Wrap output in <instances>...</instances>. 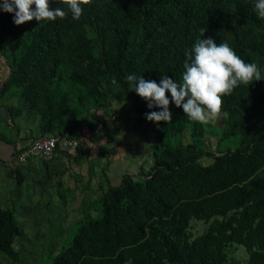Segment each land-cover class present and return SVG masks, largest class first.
<instances>
[{"label": "trees", "instance_id": "trees-1", "mask_svg": "<svg viewBox=\"0 0 264 264\" xmlns=\"http://www.w3.org/2000/svg\"><path fill=\"white\" fill-rule=\"evenodd\" d=\"M255 2L91 0L75 20L62 0H51L53 8L68 11L66 18L21 25L13 22L14 13L0 9V52L6 58L8 49L16 54L0 92L12 84L26 89V100L44 115L49 135L53 122L61 125L65 109L59 85L64 67L75 86L115 92L118 99L136 96L126 81L129 74L157 83L165 74L181 80L185 53L201 38L202 28V38L227 42L243 60L257 63L264 76V19ZM87 24L95 28L96 39L86 36ZM147 105L140 108L145 118L160 110ZM169 108L172 121H162L160 133L188 126L194 138L202 134L201 123L191 121L182 107L170 103ZM221 111L228 114L223 137H241L236 149L209 154V164L200 163L206 152L196 144L154 149L145 180L127 177L110 186L101 214L79 224L52 264H223L226 242L243 244L252 264H264V176L252 180L264 172V79L224 96ZM15 216L13 203L0 208V250L12 260L20 258L13 245L21 235ZM192 217L211 224L189 242L183 236Z\"/></svg>", "mask_w": 264, "mask_h": 264}, {"label": "rangeland", "instance_id": "rangeland-1", "mask_svg": "<svg viewBox=\"0 0 264 264\" xmlns=\"http://www.w3.org/2000/svg\"><path fill=\"white\" fill-rule=\"evenodd\" d=\"M85 34L96 39L94 27L87 24ZM0 52V89L11 74L16 54ZM97 56V48H94ZM69 70L61 73L60 88L65 109L60 114L61 125L53 122L51 134H80L82 148L74 153H58L51 159L18 164L15 160V139L31 141L46 135L47 121L26 100L27 90L15 84L0 92V208L12 203L21 235L14 240L20 258L12 260L0 250V264H52L55 256L68 246L79 224L101 214L102 200L110 186L120 185L125 178L143 182L154 163V149L163 145L196 144L206 155L200 163L209 164L212 155L236 149L241 137L224 138L228 114L201 123L202 134L194 138L188 126L166 135L159 132L161 122L149 121L140 108L147 101L139 95L126 94L118 99L115 92L73 85ZM239 87V86H238ZM235 88V89H238ZM48 135V134H47ZM15 146L14 150L11 147ZM264 176L259 171L252 180ZM222 218V217H219ZM211 221L192 217L183 240L192 242L205 234ZM223 264H252L243 244H223Z\"/></svg>", "mask_w": 264, "mask_h": 264}, {"label": "clouds", "instance_id": "clouds-1", "mask_svg": "<svg viewBox=\"0 0 264 264\" xmlns=\"http://www.w3.org/2000/svg\"><path fill=\"white\" fill-rule=\"evenodd\" d=\"M62 3L68 6L72 18L79 20L84 11L82 6L90 4L91 0H62ZM0 9L14 13L16 25L33 19L55 21L68 15V11L60 7L53 8L51 0H3ZM254 9L258 17L264 19V0H256ZM204 32L205 28H202L201 38L197 39L191 52L185 53L181 80H173L166 74L161 75L159 83L145 79L141 74L126 76L129 90L145 99L149 109H160L146 113L147 120L171 122L169 105L174 103L182 107L191 121L208 123L220 115L224 96L231 95L239 85L249 86L264 79L257 63L243 60L227 42L217 44L213 38H202Z\"/></svg>", "mask_w": 264, "mask_h": 264}, {"label": "built area", "instance_id": "built-area-1", "mask_svg": "<svg viewBox=\"0 0 264 264\" xmlns=\"http://www.w3.org/2000/svg\"><path fill=\"white\" fill-rule=\"evenodd\" d=\"M81 141L77 137L57 134L38 136L25 147L16 152L15 160L18 164H25L34 159H51L60 153H74Z\"/></svg>", "mask_w": 264, "mask_h": 264}, {"label": "crops", "instance_id": "crops-1", "mask_svg": "<svg viewBox=\"0 0 264 264\" xmlns=\"http://www.w3.org/2000/svg\"><path fill=\"white\" fill-rule=\"evenodd\" d=\"M0 113L6 114V113H7V112H6V109L0 107ZM6 121L9 122V124L11 125V118L8 117L7 114H6ZM29 142H30V141H29ZM29 142H28V140L25 141V140H23V139H21V138H17V139H15V146L18 147V148H17V151H18L19 149L25 147ZM15 146L11 147V149L14 150ZM15 155H16V153H15ZM36 160H37V159H34V160L30 161V163H32V162H33V163H34V162H37ZM1 168H2V167L0 166V169H1Z\"/></svg>", "mask_w": 264, "mask_h": 264}]
</instances>
